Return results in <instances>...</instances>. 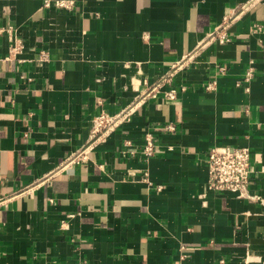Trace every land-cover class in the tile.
<instances>
[{
    "label": "crops",
    "instance_id": "crops-1",
    "mask_svg": "<svg viewBox=\"0 0 264 264\" xmlns=\"http://www.w3.org/2000/svg\"><path fill=\"white\" fill-rule=\"evenodd\" d=\"M241 6L229 42L208 41ZM10 25L24 49L0 60V264H264V207L207 188L209 150L242 146L264 196V0H75L69 12L0 0ZM8 47L0 36L1 57ZM190 55L174 101L144 99L65 166L97 113L132 106ZM147 133L160 150L145 161Z\"/></svg>",
    "mask_w": 264,
    "mask_h": 264
},
{
    "label": "built area",
    "instance_id": "built-area-1",
    "mask_svg": "<svg viewBox=\"0 0 264 264\" xmlns=\"http://www.w3.org/2000/svg\"><path fill=\"white\" fill-rule=\"evenodd\" d=\"M75 0H41L42 9L55 8L58 10L73 11ZM249 6H241L231 16H225L222 21L208 34V41H218L220 44L229 42V28L235 20H237ZM252 33H261L262 28L259 24H254L251 28ZM0 36H5L9 47L4 57L0 56V60H15L17 55L24 49V41L18 36L16 30L10 26H0ZM193 55L188 56L182 62H178L172 66L173 70L165 76H161L152 84L143 83L144 91L140 93L141 98L132 106H128L119 110L114 114H107L103 111L97 113L90 121L88 146L82 150L72 154L65 161V166L79 165L88 159L89 152L92 151V144L97 142H105L109 135L118 127L129 123L137 109L141 107L144 99H161L164 101H174L178 92L185 90L183 86L177 87L174 84V75L178 70L188 67L193 62ZM39 61H47L48 54L46 51H40L38 55ZM227 73V69L217 66L213 72V76H223ZM253 68H248L242 78L237 81V86L246 84L253 76ZM215 88V81L205 86V91L210 92ZM142 102V103H141ZM164 130L173 131L172 125L164 126ZM129 142H127L128 144ZM160 150V146L151 134L144 135V143L141 150V156L145 161L155 156ZM208 180L207 188L214 192L230 191L238 194L239 198L247 199L264 207V196L252 193L249 189L251 179L256 170L252 164L251 151L247 147L242 146H216L209 150L208 156ZM146 182V174L143 175ZM156 190H160L161 186H156ZM203 197V196H200Z\"/></svg>",
    "mask_w": 264,
    "mask_h": 264
}]
</instances>
